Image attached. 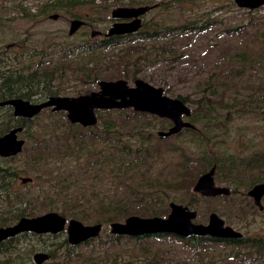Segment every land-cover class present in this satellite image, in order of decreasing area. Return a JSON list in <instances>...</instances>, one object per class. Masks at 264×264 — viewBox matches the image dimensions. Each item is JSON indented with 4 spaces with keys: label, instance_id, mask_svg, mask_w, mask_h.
<instances>
[{
    "label": "trees",
    "instance_id": "obj_1",
    "mask_svg": "<svg viewBox=\"0 0 264 264\" xmlns=\"http://www.w3.org/2000/svg\"><path fill=\"white\" fill-rule=\"evenodd\" d=\"M94 1L55 0L53 4L55 8L64 6L73 9L84 4H93ZM130 1L132 5L137 6L149 3L144 0ZM190 2L189 0H170L169 4H174L179 9L178 15H180L181 7ZM231 4L235 5L234 2ZM169 8L165 6L163 11L170 14ZM256 10L244 9V12L251 14ZM29 14L36 15L35 13ZM25 16L31 18L26 13ZM77 16H72V19L79 18ZM212 25L210 21L195 27L192 21L187 19L175 18L172 22H168L166 18L158 16L149 21H143L141 28L135 34L132 33L131 37L125 35L104 40L95 37L67 42H55L45 37L38 45L32 46V49L28 47L23 50L20 59L17 53L12 59L10 58L9 62H6L10 60L6 55L0 58V101L22 98L37 102L49 96L67 94V89L64 87L66 81L62 79L64 77H72L76 80V86L71 90L75 94L71 96L89 93L93 88H97L99 80L123 77L134 81L138 73L145 70L147 65L155 66L167 57L172 63H176L180 54L175 50L183 49L181 41L185 35L192 34L194 30L205 31ZM227 26L225 31L229 34H238L250 28L253 31L252 38L255 40L259 38L264 42L263 15L257 18L251 17L246 23H229ZM122 38H130L131 42L108 58L105 53L121 44ZM21 45L20 43L17 47ZM227 55L229 64L225 72L228 73L229 85L224 81L216 80L214 75H210L205 85L203 82L197 84V90L201 89L200 96L195 99L182 93L175 96L186 104L189 102L194 104L193 108L189 106L191 114L185 116V120L194 127L182 128L179 133L172 135L173 137L183 136V142L187 141L185 145L167 144L166 148L162 149L164 146L160 142L163 137L158 136L152 130L158 125L156 120L161 122L159 128L164 130H167L172 122L167 118L135 111L132 108L96 110L97 123L94 126L83 127L79 124H71L64 111L54 112L46 108L33 118H24L14 116L12 107L4 105L0 106V136L11 129L21 127L19 134L25 141L23 150L18 155L23 156L21 160L24 161V165L19 167L22 169L21 172L35 173L37 170H42L49 176V180L56 179L57 191L63 199L62 201L58 197L51 199L56 201L44 206L47 207L46 211H58L64 216L82 220L91 208L93 214L111 213V216L106 218L107 222L119 221L133 213L141 216H164L169 211V203L172 202L170 201L168 206L165 204L166 191L182 190L192 193L191 187L195 179L212 166H215L216 181L222 179L230 181L241 176V173L246 170L264 169V144L256 142L255 136L248 137L249 127L237 128L240 132H236L233 136L225 131L227 125L223 123L230 120L232 117L228 115H233L236 111H243L244 114H264L263 91L256 90L252 86H240L241 82L234 83L236 77L240 78L244 72L249 70L248 66L252 63L251 58L254 56L248 57L246 52L241 53L240 51ZM242 57H247L249 61L246 62ZM118 59H120L119 63ZM114 61L118 64L117 68L120 63L125 66L122 71L118 72V75L109 76L112 74L104 73L102 66L104 68L107 65L106 62L113 64ZM182 63L184 62L178 65ZM236 63L241 64V69H234ZM128 66L133 69L130 70ZM68 70L70 72H67ZM79 85L83 88H79ZM230 88H233V94H230ZM239 90L245 93L240 94L237 92ZM219 107L225 110L224 118H221V124H215L216 118L220 117L217 115ZM237 107L241 110H234ZM199 126H203L204 130H201ZM164 150L169 153H179V155L176 153L173 167L169 170L166 166L162 169L158 167L164 162ZM2 163L4 162L0 157V178H5L7 171H11L14 167L4 166ZM154 167H157L155 173ZM89 171H93V176ZM106 171L109 174L108 178L114 179L111 181L114 185V196H109L108 203L105 201L109 188L102 184L107 179H103L102 175ZM197 174L199 175L196 176ZM85 180H90V182L86 183ZM55 184H51L52 188ZM123 187L127 189L123 190ZM11 192V188L3 186L0 180V203L4 207L11 201ZM25 193L28 197L19 201V206L29 205L28 203L35 201L36 198L44 196L43 190L35 196L26 191L17 193L13 201ZM120 194L124 198H121ZM71 201L85 207L77 210L81 214L79 218L73 208L68 213L66 212L69 209L64 203ZM87 203L88 206H85ZM188 203L196 208L197 200L194 203V200L190 199ZM243 208L249 207L244 205ZM42 209L43 206L32 208L25 206V208L17 209L18 214L13 210L4 215L9 218L1 219L0 217V226L10 225L9 222L24 215L38 214ZM225 215L231 217V208L227 207ZM101 221L103 220L97 218L94 222ZM167 234L154 235L160 238ZM19 237L24 236L19 235L10 241ZM112 237L118 239L121 236L112 235ZM128 238L138 240V237ZM14 246L0 244V251L12 249V255L0 261V264H24L26 261L31 263L30 254L32 252L15 249ZM139 250L137 253L127 254L124 260H118L125 264H138L140 261L146 264H157L158 257L154 256L150 261V251H147V245H141ZM94 260L105 263L108 257L100 255Z\"/></svg>",
    "mask_w": 264,
    "mask_h": 264
},
{
    "label": "rangeland",
    "instance_id": "obj_2",
    "mask_svg": "<svg viewBox=\"0 0 264 264\" xmlns=\"http://www.w3.org/2000/svg\"><path fill=\"white\" fill-rule=\"evenodd\" d=\"M189 1L191 2L186 3L185 6L183 5L181 7L179 12L180 15H178L179 9L175 7L174 4H169L170 0H144V2H149L147 3L148 6H155L149 9L146 14H144L143 21H149L160 16L161 18H166L168 22H172L175 18H180L182 20L187 19L192 21L195 27L202 26L204 23H209L210 21L213 25L211 28L205 31L194 30L192 34L187 33V35H185L181 41V47L183 49L175 50L176 53L180 54L176 63H172V61L168 59L169 57H167V59L163 60L162 63H159L155 66H145V70L140 71L136 79L141 78L154 86H162L164 88L165 94L170 97H175L177 94L182 93L188 94L191 98L195 99L201 95V89L197 90V84L203 82V85H205L210 75H214L213 77H216V80H219L220 82L224 81L228 85L230 84L228 80V73L225 72L229 64L227 61L229 60L227 54L232 55L236 51H240L241 53L246 52L248 57H254L251 58L252 63L250 66H248V68L250 67L249 70L244 72L240 78L236 77L234 79V83L236 84V82H241L240 86L244 87L252 86V88H256V90H260L261 92L263 91L264 95V42L259 40V38L257 40L253 39V31L250 28H247L245 32L238 34H229L225 31L228 27L227 24L229 23H246V21H248V19L251 17L257 18L262 15L264 16V6L258 8L255 12L248 14L246 11L244 12V9H238V7L232 5L231 2L233 3V0ZM54 2L55 0H0V58L6 55L7 58L12 59L17 53L18 58L20 59L23 50H26L28 47L32 49V46L35 44L38 45L45 37L52 39L55 42L79 41L80 39L85 38L93 39L89 34L91 29H99L105 32L107 31L108 27L112 25L113 19L110 16L112 9L118 6H137L136 4L132 5L130 0H95L93 4H84L73 9H68L64 6H61L62 8H55V5L53 4ZM165 6L170 7V14H166L163 11ZM25 13L29 16H31L29 13H35L36 15L29 18L25 16ZM55 14H57V18H52L51 16ZM75 15H78L77 17L86 21V25L78 29L73 35H69V23L72 19V16ZM145 29L148 28L145 27ZM120 41L121 44H118L115 48H113V50L105 53V55L107 54L108 58H111L114 53L121 51V48H124L126 44L130 43L131 39L122 38ZM20 43L22 45L17 47V45ZM242 58L246 62L249 61L247 57ZM11 59L6 60V62L11 61ZM119 61L120 59L117 60L118 63ZM180 62L184 63L178 65ZM112 63L113 64H108L106 62L107 65H105L104 68L102 66V70L104 73L112 74L109 76H113L114 74L118 75V72L122 71V68L125 66V64L120 63V66L117 68L118 64L115 61ZM106 67L109 68L108 71ZM128 68L130 70L133 69L131 66H128ZM239 68L241 69V64H234V69ZM222 70L224 71L222 72ZM67 72H70V70ZM62 79L63 81H66L64 87L67 89V94L61 95L71 96L72 94H75L72 93L71 90L74 89L72 87L76 86V80L72 77H64ZM116 79H125L129 85H133L134 83L133 79L123 77H112L108 80ZM78 87L83 88L80 87V85ZM97 88H93L92 90H97ZM237 92L240 94L245 93L244 91L242 93L240 90ZM246 92H248V90H246ZM230 94H233V88H230ZM187 105L191 108L194 106V104H191V102H189ZM47 109L51 110V108ZM234 110H241V108L237 107ZM223 113H225V110L219 107L217 109V115L220 117L216 118L217 121L215 124L222 123L221 118H224ZM228 116L232 118L227 120L228 123L223 122L225 125H227V129L225 131L234 136L236 132H240V130L237 128L249 127L250 130H247L248 137L255 136L256 142L264 144L263 113L244 114L243 111H236L233 113V115ZM156 122L158 125L152 130L155 134L158 130H164L159 128L161 127V122L159 120H156ZM215 124H213V126H216ZM199 128L204 130L203 126H199ZM207 133L209 132L207 131ZM19 137L23 138L21 134H19ZM183 140V136H172L163 138L162 142L160 143L163 144L164 147H162V149H164L166 148L165 145L167 144L185 145L187 141L183 142ZM176 153L179 155L178 152ZM176 153H169L164 150V162L158 167L162 169L164 166H166L168 170L171 169L173 167V161L177 156ZM240 155L245 156L246 154ZM18 157L20 159L17 158L16 160H10L2 164L4 166H12L14 169L17 168V170L21 172L22 169L19 167L24 165V161L21 160L23 156ZM156 168H153L154 173ZM192 170L193 172H196L195 169ZM89 173L91 176H93V171H89ZM21 174L24 177L31 176L34 179L31 184L29 183L25 185L21 184L20 180H18L14 184L18 190L30 192L34 196L37 195L39 191L43 190L44 196L38 197L35 199V201H32L30 203V208L43 206L41 212L44 213L46 212L45 209L47 208L44 206L56 201L51 199L58 197V199L62 201L63 197L57 191V183L55 178H51L52 180H49V176L43 173L42 170H37L35 173L21 172ZM260 174L261 171L253 173L254 177H258ZM102 175L103 179L107 178L105 182H102V184L104 187L109 188L105 201V203H108L109 196H114V185L111 182L114 179L108 178L109 174L107 171ZM198 175L199 174L196 176ZM36 176L38 177L35 178ZM85 182L89 183L90 180H85ZM51 184H55V187L52 188ZM110 186L112 188H110ZM124 189L126 190L127 187H123V190ZM165 194V204L167 206L168 203L172 201L177 204L188 205L191 209H195L197 211V217L195 219L196 222H206L209 214L212 212L217 213L221 218L226 220L228 217L225 215V210L227 207H236V205L233 203L234 197L236 195L231 197H203L193 190L192 193H186L182 190H167ZM191 194H193V196H191ZM121 196V198H124L123 195ZM190 199L194 200V203L197 200L196 208L188 203ZM64 205L69 209L66 210L67 213L71 211V208H73L78 218L81 216V214L78 213L77 210L85 208L74 201L66 202ZM85 206H88V203ZM41 212L38 214H42ZM132 215L140 214L133 213ZM109 216H111V213L93 214L90 208L89 212L82 217V220H84L83 222L86 224L94 223L97 218L104 220L105 222L102 223L103 228L100 236L96 238L91 244L80 246L76 250L71 251V256H66L63 251L58 252L55 258H51V262L47 264H103L94 260L95 257L100 255H105L108 257V260L104 264H125L120 263L118 259L124 260V256L127 254L139 252L141 245H147V251L151 252L150 256L154 253L155 257H158L157 264H199V260L202 255L213 254L217 256H223L226 251L232 247L231 245L224 244H205L203 246L201 243L202 249H204L203 254H199L197 252L195 253L192 249L185 248V246L182 244L185 242V240H180V238L176 237L174 234L166 235L160 238L155 236H147V238L139 240L129 239L125 236L114 239V237H112L114 234L110 233L111 222H107L106 219ZM234 216L233 218L236 220V216ZM123 220L124 218L120 219L119 221ZM258 223H260V221H258ZM260 227L261 225L256 224L255 228L250 227L249 230V228L245 225V227L242 228V231L245 234H248L254 228V233L258 234V229ZM63 237L64 235L53 238V240L59 241L62 240ZM45 240H48V238H45ZM10 244L15 245L13 247L15 249L32 252L30 254L31 263L26 261L24 264H34L32 255L35 251L39 250L40 246L44 244V240H41L39 236L26 235L13 240L10 242ZM117 254L118 257L115 258ZM10 255H12V249L8 251L1 250L0 261L7 259ZM138 264H143V262ZM235 264H239V261L237 260Z\"/></svg>",
    "mask_w": 264,
    "mask_h": 264
},
{
    "label": "water",
    "instance_id": "obj_3",
    "mask_svg": "<svg viewBox=\"0 0 264 264\" xmlns=\"http://www.w3.org/2000/svg\"><path fill=\"white\" fill-rule=\"evenodd\" d=\"M238 8L255 10L264 6V0H233ZM152 6H119L111 10L110 16L115 19L132 18L129 23L117 22L113 24L108 34H126L137 32L141 27V15ZM57 18V14L51 16ZM82 19L75 18L70 21L68 34L75 33L83 24ZM99 33L92 31V36ZM98 89L86 94L76 96H49L48 98L31 102L22 98H9L0 101V106L12 107L13 115L17 117L33 118L43 109L51 108L52 111H64L71 124L83 127L94 126L98 117L96 110H109L112 108H132L135 111L156 115L172 121V126L167 130H158L160 137H168L179 133L182 128L194 126L185 120L184 116L191 114V108L180 98L170 97L164 93L162 86H154L149 82L137 78L133 85L125 79L99 80ZM21 128H14L0 136V155H16L22 151L24 140L18 136ZM215 166L200 175L192 187L194 192L202 196H215L228 194L226 187L215 186L213 181ZM22 182L31 181L30 177L21 178ZM249 194L255 198L260 206V197L264 194V184L256 185ZM170 211L166 216H139L130 215L123 221L110 224V231L116 234H129L140 236L147 234L169 233L180 236L210 234L222 237H239L241 233L230 226H224L223 219L215 212L210 213L207 224L195 223L193 219L197 211L186 205L169 203ZM66 218L58 212L50 211L33 217H21L15 224L0 226V241L13 237L22 232L45 233L62 231L65 228ZM100 223L91 225L71 218L67 224V233L70 241H80L99 233ZM43 258H42V257ZM47 257L44 253L34 254V259L40 260Z\"/></svg>",
    "mask_w": 264,
    "mask_h": 264
},
{
    "label": "flooded vegetation",
    "instance_id": "obj_4",
    "mask_svg": "<svg viewBox=\"0 0 264 264\" xmlns=\"http://www.w3.org/2000/svg\"><path fill=\"white\" fill-rule=\"evenodd\" d=\"M139 6H142V5H139ZM153 6H155V5H152V7ZM144 14H146V13H144ZM144 14L141 15V22L142 23H143ZM112 19H113L112 25L117 23V22L129 23L130 21L133 20L132 18H122V19L112 18ZM85 25H86V21H83V24L80 25L78 29L82 28ZM111 26H109L107 31H105V32L103 30L97 29L99 31V33H97L94 36H92L91 34H92V31L96 30V29H91L89 34L92 38L101 37V39L104 40V39H109V38H113L116 36H125V35L133 36V34L136 33V32H133V34L132 33L108 34V31H109ZM141 26H142V24H141ZM112 109H118V108H112ZM126 109H128V108H126ZM183 118L185 119V116ZM17 128H21V127H17ZM21 130H22V128H21ZM21 130L18 131V136H19V133L21 132ZM24 144H25V141H24ZM24 144H23V146H24ZM22 150H23V148H22ZM20 153H18L16 155H10L7 157L0 155V157L2 158L3 162H7V161H10L8 159L13 160L14 158H17ZM209 170H207V171H209ZM207 171L202 172L200 175H202L203 173H205ZM259 171H261L260 176L254 177L253 173L259 172ZM7 173L8 174L5 176V178H0V180L2 181L3 186H8V188H11V191H12L11 194L12 195H11V201L6 207H4L0 203V217H1V219L9 218V217H4V215L11 213L13 210L18 214V210H17L18 208L21 209V208H25V206H30V203H28L29 205L23 204L21 206H19V204H18L19 201L28 197L26 193L24 195H20L16 200L13 201V198L15 197V195L17 193L26 192V191L18 190L14 184L18 180H20V183L23 185L29 184V183L31 184V182H33V179H34L31 176H25V177H30L31 181L22 182L21 178H24V176H22L20 171H18L17 169H14V168H12L11 171H7ZM214 174H215V171H214ZM214 174H213V181H214L215 186L226 187L229 189V193L228 194L215 195V196H203V197H216V196L229 197V196H231V194L236 195L234 197V201H233V203L236 205V207L231 208V217H227L226 220H224L223 218L222 219L224 221V226H230L234 230L239 231L241 233V236H239V237H222V236H216V235H210V234H203V235L195 234V235H191V236H180V235H176V234H174V235L176 237L180 238V240H185V242L182 243L185 246V248L192 249L195 253L197 252L199 254H203L204 248L202 249V244H203V246L205 244H213V245L224 244V245H231L232 246L228 251H226V253L223 256H217V255H213V254L202 255V257H200L199 264H235L237 262V260L239 261V264H264V205H263L264 194L260 197V200H259L260 206L258 204H256L255 198L249 194V191L252 190L256 185L264 184V169L246 170L244 173H241V176H237V177L231 179L230 181H227L225 179H222L221 181H216L214 178ZM197 179H196V181H197ZM195 182H194V184H195ZM219 182H221V183H219ZM238 195H240V196H238ZM0 198H1V195H0ZM244 205H247L249 208H243ZM186 206H188V205H186ZM192 210H195V209H192ZM235 210H236V212H235ZM169 211H170V207H169ZM169 211H168V213H169ZM46 212H50V211H46ZM46 212H44V213H46ZM27 213H29V212L27 211ZM44 213H42V214H44ZM242 213H243V215H242ZM247 214H249V215H247ZM38 215H41V214H38ZM234 215L236 216V220L233 218ZM33 216H37V215H32V216L24 215L21 217H33ZM257 216H260V217H257ZM21 217H19L15 221L9 222V223H11L10 225L15 224ZM65 218H66V224H65V228L62 231H58L56 233L45 232V233H39V234L29 232V231L22 232V233H19L13 237L3 239L2 241H0V244L2 246H9V245H11L10 239H14L19 235H21V236H26V235L39 236L41 240H44V244L39 247L38 251H35L33 253L32 260H33L34 264H39L34 259V254L44 253L47 255V257L44 260H40V264H47V263L51 262V260H50L51 258H53V259L55 258V256L57 255L58 252L63 251L66 256H71V253H72L71 251L76 250L80 246H84V245L91 244L92 242H94V240L100 236L102 228H103L102 223L105 222L103 220L101 222L91 223V224H95V223L101 224L100 231L97 235L83 239V240H80V241H76V242L74 241L73 242V241H70L69 235H68L67 229H66L68 221L73 217L65 216ZM75 219H77V218H75ZM195 219H193V222H195V223L207 224L209 221V216H208L206 222H196ZM77 220H79V219H77ZM79 221H81L83 224H86L83 222L84 220H79ZM258 221H260V223H258ZM113 222H120V221H112L111 223H113ZM91 224H87V225H91ZM256 224L261 225V227L258 229V234L254 233V228H255ZM245 225L249 228V230H250V227H254V228L248 234H245L242 231V228L245 227ZM5 226H7V225H5ZM110 233L114 234V235H120L121 237H124V236L125 237H138L137 238L138 240L147 238V236L158 237L157 235H154V234L132 236L129 234H116V233H112L111 231H110ZM158 234H160V233H158ZM62 235H64L62 240H59V241L53 240V238H56V237H59ZM167 235H169V233ZM170 235H173V234H170ZM45 238H48V240H45ZM154 256H155L154 253L150 256V252H149L150 261L154 258ZM139 263H141V261ZM143 264H146V263H143Z\"/></svg>",
    "mask_w": 264,
    "mask_h": 264
}]
</instances>
